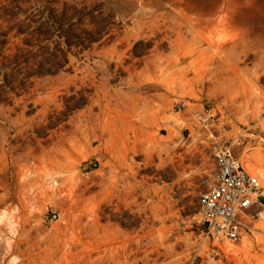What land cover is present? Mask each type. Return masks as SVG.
Segmentation results:
<instances>
[{"label":"rangeland","instance_id":"rangeland-1","mask_svg":"<svg viewBox=\"0 0 264 264\" xmlns=\"http://www.w3.org/2000/svg\"><path fill=\"white\" fill-rule=\"evenodd\" d=\"M213 143L262 184L236 242ZM0 264H264V0H0Z\"/></svg>","mask_w":264,"mask_h":264},{"label":"built area","instance_id":"built-area-1","mask_svg":"<svg viewBox=\"0 0 264 264\" xmlns=\"http://www.w3.org/2000/svg\"><path fill=\"white\" fill-rule=\"evenodd\" d=\"M196 117L200 123L207 120L199 113ZM211 151L215 172L200 193L196 222L205 237L236 242L247 233L249 222L261 214L257 207L262 184L227 146L213 143Z\"/></svg>","mask_w":264,"mask_h":264},{"label":"trees","instance_id":"trees-1","mask_svg":"<svg viewBox=\"0 0 264 264\" xmlns=\"http://www.w3.org/2000/svg\"><path fill=\"white\" fill-rule=\"evenodd\" d=\"M61 58L63 61H66V57L62 56ZM56 64L58 67H61L63 63L57 61Z\"/></svg>","mask_w":264,"mask_h":264},{"label":"bare ground","instance_id":"bare-ground-1","mask_svg":"<svg viewBox=\"0 0 264 264\" xmlns=\"http://www.w3.org/2000/svg\"><path fill=\"white\" fill-rule=\"evenodd\" d=\"M251 168H252V167H251ZM251 168H250V169H251ZM251 172H252V171H251Z\"/></svg>","mask_w":264,"mask_h":264}]
</instances>
